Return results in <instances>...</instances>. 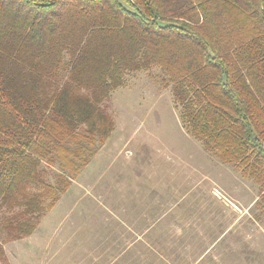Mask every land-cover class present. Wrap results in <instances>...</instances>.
<instances>
[{
  "label": "trees",
  "instance_id": "trees-1",
  "mask_svg": "<svg viewBox=\"0 0 264 264\" xmlns=\"http://www.w3.org/2000/svg\"><path fill=\"white\" fill-rule=\"evenodd\" d=\"M153 67L186 131L264 201V0H0V224L30 235ZM57 165L54 181L43 166ZM3 254L0 245V255Z\"/></svg>",
  "mask_w": 264,
  "mask_h": 264
},
{
  "label": "rangeland",
  "instance_id": "rangeland-1",
  "mask_svg": "<svg viewBox=\"0 0 264 264\" xmlns=\"http://www.w3.org/2000/svg\"><path fill=\"white\" fill-rule=\"evenodd\" d=\"M102 106L110 135L30 235L0 224V264H264L258 185L186 131L157 67Z\"/></svg>",
  "mask_w": 264,
  "mask_h": 264
}]
</instances>
